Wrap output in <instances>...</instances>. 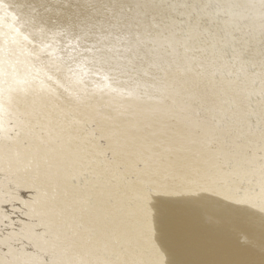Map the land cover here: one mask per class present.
<instances>
[{"label": "snow or ice", "instance_id": "6c2138e0", "mask_svg": "<svg viewBox=\"0 0 264 264\" xmlns=\"http://www.w3.org/2000/svg\"><path fill=\"white\" fill-rule=\"evenodd\" d=\"M181 7L192 9L186 19L147 27L121 64L38 58L8 72L0 60V162L22 165L45 189L0 232V264H176L169 248L193 202L264 220V0ZM0 13L9 17L0 34L31 43ZM130 76L147 91L120 87ZM86 111L136 158L132 175L107 153L99 165L88 153ZM76 167L93 181L69 185Z\"/></svg>", "mask_w": 264, "mask_h": 264}, {"label": "rangeland", "instance_id": "374dc122", "mask_svg": "<svg viewBox=\"0 0 264 264\" xmlns=\"http://www.w3.org/2000/svg\"><path fill=\"white\" fill-rule=\"evenodd\" d=\"M1 1H3V2H1ZM32 1L33 0H31V1L30 0H0V5H2L4 8H6L7 12L10 13L11 16H14L16 18V21L19 25H21L20 24V22L22 21L21 19H25L23 16L30 13V15L27 18L28 19L27 22H29V23H37V22L40 23L41 22L44 25V27H46V28L48 27L47 29H50L49 31H51L53 29L55 31H57L58 34L60 35L59 37L66 34L71 29L69 27V25L66 26V24L61 22V21L56 23L58 18H57V16H55V14L57 15V13L58 14L61 13L60 10H58L59 12L58 11L55 12V10H53L50 6L45 7L44 10L42 9V7L36 8L33 6L31 9H29L27 6H25L26 4H30V6H31ZM49 2H50V5H52V4L54 5L56 3V0H52ZM22 4L23 5L25 4V5L23 6ZM65 4L66 3H64L62 5L63 10L67 9L68 5H65ZM46 8H47V10H46ZM13 11H14V13H13ZM45 16L47 19L45 18ZM44 18H45V21L43 20ZM47 23L49 24V26ZM36 26L40 27L38 25H36ZM71 35L73 38H71L72 40L68 43V46H69L68 48H70V47L75 48L76 47L78 49L80 47L79 44H81L82 42H81V40H79L77 38L78 37L77 33L72 32ZM96 38H97V36L95 35V38H93V40H96ZM67 39H69V38H67ZM67 39L65 38L64 40H67ZM60 41L63 42V39L61 38ZM35 44H37V43L36 42L32 43V45H35ZM103 44H106V43H102L100 45H103ZM127 44H129L128 41L124 45H127ZM78 45H79V47H78ZM92 48L93 47H91L90 44H84L83 43L81 50H83L85 52H89V50ZM69 51H70V55H73L74 53L77 52V51H73V49H69ZM87 54L88 53H85L83 55V57H85ZM93 68H95V66ZM120 83H121V85H119L120 87L126 88L132 94H142V93L147 91L145 84L142 81L137 80L135 78V76L123 78L120 81ZM257 86H258V83H257L256 87ZM74 89L79 91L78 88H74ZM86 116L88 117V124L89 125L86 126V129L85 128L82 129L81 136L83 137L84 140L87 141V143L84 145V147L87 149L88 153L90 152L89 154L97 161L98 165H99V163L100 164L106 163V161L104 159L105 158L104 154L107 153L108 155H111L113 157V161L115 164L122 165V167L124 169V173H126L128 175H132V173H134V170H135L134 164H135L136 158L132 155H129L127 152H122V151L116 150V140H114L115 137L112 135L113 129L110 126V124L103 120L102 115H97L95 113H88L86 111ZM87 127L90 129H88ZM93 128H94V130H93L94 132L92 131ZM88 130H89V132H88ZM95 130L97 133L95 132ZM103 131H104V133L102 134ZM105 132H107V133H105ZM95 136L97 137V139ZM107 136H108V138H107ZM104 138H105V140H104ZM95 144H96V146L98 145L97 148H96ZM91 145L95 150H93ZM94 151H95V153H94ZM93 154H94V156H93ZM125 155H126V157H125ZM128 156H129V158H128ZM132 157H133V159H132ZM126 162H128V163H126ZM4 163H3L4 165H2L4 167L1 166L0 168H2V169H0V170H5L6 168L10 169L9 165L6 162H4ZM121 163H124V164H121ZM22 167H23L22 165L17 166V167H15V165H14L11 167V169H15V171H13V170L9 171V169L8 170L6 169V171H8V172L1 174V176L4 177L2 179H4L5 182L3 181L4 182L3 183L0 180V192H2V194H0V232H5V233L11 232V225L13 224V222H16V221H19L20 219H23L24 218V216H23L24 212L29 211L32 207H38L40 201L43 200L45 197V189H44L43 185L38 183L36 181L34 175L31 174L30 172L26 173V175H25L26 170ZM124 167L127 169V171ZM16 169H18V171H16ZM86 171H87L86 169L82 170L79 167L70 169L69 170V177H68V182L70 181L69 185H71L72 176H75L77 178L78 183L81 181H83V182L93 181L94 177L90 173L88 175H85ZM21 172H22V174H21ZM124 173H122V174H124ZM22 175L24 177L28 176L27 177L28 179L26 181H24ZM8 185H9V187H8ZM36 187L39 188V191ZM30 188H32V189H30ZM4 193L7 194L6 195L7 200L4 196L5 195ZM19 204H21V205H19ZM200 206H202V207H200ZM196 207H197V210H196ZM201 210H202V212H201ZM192 211L194 214L188 216L186 218V220L184 221V223L182 225L183 231H181L182 233H180L179 237L177 238L178 240L176 239L174 241V243H172L170 248H169L170 257L172 259L175 258L174 260L176 261V264L177 263L178 264H196L198 262H200L199 264H216V263L217 264H248V262H249V264H262V263L264 264V220H262L260 215H255V214H250V213H239V214L224 215V214H221V212L214 206L207 205V208H206V205H201V204H198L197 202H193ZM196 222H198V223H196ZM249 224H251V225H249ZM184 230H186V232ZM188 231L190 232L189 234H188ZM257 234H258V236H257ZM209 235L211 238H209ZM185 237H187V238H185ZM191 238H193L194 240ZM237 238L238 239L240 238V239L237 240ZM180 239H181V241H180ZM186 239H187V241H186ZM204 239H206L207 242ZM200 240H202V241L200 242ZM177 241H179L180 243ZM223 241H224V243H223ZM256 248H258V249H256ZM254 249H256V250H254ZM233 250H235V251H233ZM204 251H205V253H204ZM247 251H248V254L250 256L247 254ZM229 254H230V256H229ZM177 255H179V256H177ZM201 255H202V257H201ZM248 256L250 258H248ZM176 258H177V260H176ZM179 258H182V259H179ZM248 259H250L251 261L250 260L248 261ZM191 260H192V262H191ZM179 262H181V263H179Z\"/></svg>", "mask_w": 264, "mask_h": 264}, {"label": "bare ground", "instance_id": "6f19581e", "mask_svg": "<svg viewBox=\"0 0 264 264\" xmlns=\"http://www.w3.org/2000/svg\"><path fill=\"white\" fill-rule=\"evenodd\" d=\"M49 1H52V0H33L31 6H30V4H26V5L24 4V5L27 6L29 9H31L34 6L36 8L42 7V9L44 10L45 7L50 6L53 10H55V12L60 10L61 13H59V14L57 13V15L54 13L55 16H57V18H58L56 23L61 21V22L65 23L66 26L69 25V27L71 29L69 28L70 30L66 34L59 37L60 35L58 34L57 31H55L54 29L49 31L50 29H47L48 27L47 28L44 27V25L41 22L40 23H38V22L37 23L27 22V20H28L27 18L30 15V13L24 15L23 17L25 19H21L22 21L20 22V24L22 25V31L29 35V39L31 40V43L22 42L19 45H13L11 43V37L10 36H5V35L0 34V60H3V62H4L3 67L5 68L6 71L11 72L13 69V66L16 64H19L21 67H23V66H25L26 61L29 62V64L27 65L28 67H31L33 62L38 67L39 66L38 58H43L45 64H48L49 61H53V62L61 63L62 65H69L73 68H75L76 64H78V63L85 64V65L91 66V67H94V66L100 67L102 62H107L104 64L105 67H107L109 64L110 65L121 64V63L126 62L128 59H130L132 57L133 49L136 47L137 40L139 38L143 37V38L147 39V35H146L147 27H149L152 24L165 23L172 17H178V18L186 19L187 14L189 12H191L192 9L186 8V7H181V5L193 4V3H196V4H199V3L215 4V3H219V2H225V0H56V3L54 5L53 4L50 5ZM1 2H3V1H1ZM231 2H245V0H231ZM257 2H258V0H257ZM64 3H66L65 5H68V6H67V9L63 10L62 5ZM46 10H47V8H46ZM13 13H14V11H13ZM45 18H46V16H45ZM45 18L43 19L44 21H45ZM8 19H9V17L6 16L4 18V21L0 22V24L6 23L8 21ZM36 25H38L40 27H37ZM48 26H49V24H48ZM7 31H8V29L6 27L0 26V33H5ZM72 32L77 33L78 34L77 38L79 40H81V42H82L81 43L79 41L81 44H79L80 47L78 45V47H79L78 49L76 47L75 48H72V47L68 48L69 47L68 43L72 40L71 38H73L71 35ZM95 35L97 36V38H96V40H93V38H95ZM61 38L63 39V42L60 41ZM65 38L66 39L69 38V39L64 40ZM127 41L129 42V44L124 45ZM33 42H36L37 44L32 45ZM83 43L84 44H90V46L93 48L90 49L89 52H85V51L81 50ZM102 43H106L107 45L106 44L100 45ZM45 46H47L46 50L41 51V49L44 48ZM11 47L16 48V52H15L14 56L9 54L8 50ZM69 49H73V51H77V52L74 53L73 55H70ZM49 53H51L52 55H49ZM85 53H88V54L85 57H83V55ZM66 76L70 77V74L66 72ZM113 76H115V73H113ZM92 79L95 80L96 78L93 77ZM120 85H121V83H120ZM72 87L79 89V86L77 84H75L74 82L72 84ZM258 87H259V85L257 86V89H258ZM94 128L92 129V131L94 130ZM85 129H86V127H85ZM88 129H90V128H88ZM88 132H89V130H88ZM95 132H96V130H95ZM103 133H104V131L102 132V134ZM105 133H107V132H105ZM107 138H108V136H107ZM96 139H97V137H96ZM104 140H105V138H104ZM114 140H116V139H114ZM95 146H96V144H95ZM97 146H96V148H97ZM91 147H92V145H91ZM93 150H95V149L93 148ZM94 153H95V151H94ZM93 156H94V154H93ZM125 157H126V155H125ZM128 158H129V156H128ZM132 159H133V157H132ZM3 163L4 162H0V167L5 164V163L4 164ZM126 163H128V162H126ZM121 164H124V163H121ZM2 167H4V166H2ZM15 167H17V166H15ZM22 168H24V167H22ZM0 169H2V168H0ZM6 169L8 170L9 168H6ZM6 169L0 170L1 182L4 181V179H2L4 177H2L1 174L8 172V171H6ZM12 170L15 171V169H11V168L9 169V171H12ZM16 171H18V169H16ZM126 171H127V169H126ZM26 173H28V171L25 172V175H26ZM21 174H22V172H21ZM27 177L23 176V180L26 181L28 179ZM8 187H9V185H8ZM36 188L39 191V188L38 187H36ZM30 189H32V188H30ZM0 194H2V192H0ZM6 195L7 194L4 195L5 198H6ZM6 200H7V198H6ZM19 205H21V204H19ZM200 207H202V206H200ZM206 208H207V206H206ZM196 210H197V207H196ZM201 212H202V210H201ZM196 223H198V222H196ZM249 225H251V224H249ZM184 231L186 232V230H184ZM189 233L190 232L188 231V234ZM257 236H258V234H257ZM185 238H187V237H185ZM209 238H211L210 235H209ZM191 239H193V238H191ZM239 239L237 238V240H239ZM204 240L206 241V239H204ZM180 241H181V239H180ZM186 241H187V239H186ZM201 241L202 240H200V242ZM177 242H179V241H177ZM223 243H224V241H223ZM256 249H258V248H256ZM256 249H254V250H256ZM233 251H235V250H233ZM204 253H205V251H204ZM247 254H248V251H247ZM177 256H179V255H177ZM229 256H230V254H229ZM249 256H248V258H250ZM201 257H202V255H201ZM179 259H182V258H179ZM176 260H177V258H176ZM249 260L250 259H248V261ZM191 262H192V260H191ZM179 263H181V262H179ZM199 263L200 262H198L196 264H199ZM248 264H249V262H248Z\"/></svg>", "mask_w": 264, "mask_h": 264}]
</instances>
